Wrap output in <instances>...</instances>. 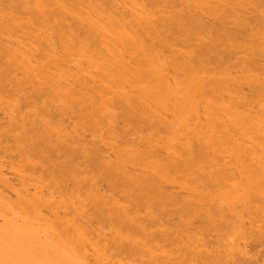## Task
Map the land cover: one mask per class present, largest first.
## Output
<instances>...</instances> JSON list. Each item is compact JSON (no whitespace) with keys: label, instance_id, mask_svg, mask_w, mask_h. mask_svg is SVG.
<instances>
[{"label":"bare ground","instance_id":"bare-ground-1","mask_svg":"<svg viewBox=\"0 0 264 264\" xmlns=\"http://www.w3.org/2000/svg\"><path fill=\"white\" fill-rule=\"evenodd\" d=\"M0 109V264H264V0H0Z\"/></svg>","mask_w":264,"mask_h":264},{"label":"rangeland","instance_id":"rangeland-1","mask_svg":"<svg viewBox=\"0 0 264 264\" xmlns=\"http://www.w3.org/2000/svg\"><path fill=\"white\" fill-rule=\"evenodd\" d=\"M26 91V90H25ZM25 91H24V93H25ZM247 93V92H246ZM248 94V93H247ZM22 106H24V104H21ZM27 109H24V111H26ZM0 119H4V121L3 122H5V121H7V115H5L4 113H3V110L2 109H0ZM74 121V120H73ZM15 151V150H14ZM25 160H26V157H25V155H22L21 157H19L18 158V161H17V163L16 164H14V170L12 171V170H9V168L6 170V171H8V172H6V174H7V176L11 179V181H12V183L18 188V189H20L21 188V185H22V183H21V180L23 179V178H21L20 176H18L17 177V170H18V167L19 168H22V167H25ZM9 167V166H8ZM28 185V184H27ZM101 188H103V187H101ZM31 191H33V189L31 190ZM12 195V194H11ZM14 196V197H13ZM12 197L13 198H16V196H15V194L13 195ZM249 244V246L247 247L248 248V250H250V251H253L255 254H257L259 251L261 252V250L263 249V251H264V248H259V250H255L254 249V246L252 245L253 243L252 242H249L248 243Z\"/></svg>","mask_w":264,"mask_h":264}]
</instances>
